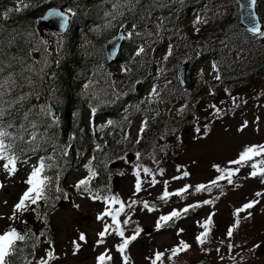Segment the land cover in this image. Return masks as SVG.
<instances>
[{
    "label": "rangeland",
    "instance_id": "rangeland-1",
    "mask_svg": "<svg viewBox=\"0 0 264 264\" xmlns=\"http://www.w3.org/2000/svg\"><path fill=\"white\" fill-rule=\"evenodd\" d=\"M194 23L195 18L189 15L183 19L182 27L186 29ZM207 99L209 105L198 110L195 122L191 123L188 115L184 116L183 119L190 124L180 129V135L161 141L164 144L162 153L168 151V156L163 158L162 153L157 150L142 158L134 155L129 159L125 158L117 166L119 171L115 168L110 178L107 196L99 200L76 197L68 201L67 205L57 207L52 214L53 258H49L46 252L39 249L28 264H96L101 255L106 257L103 264H125V255L128 257L127 264H152L157 252L164 253L161 264H193L190 261H179L183 255L190 254V248L176 256L172 255L171 250L180 245L181 241L194 248L195 259L201 260V264H225L214 261L220 251L228 252L235 259L231 264H264V249L256 253L259 246H264V193L257 191L264 184V180L260 177L261 180L255 182L250 175L256 171V168H252L253 164L259 172L264 170V153L254 156L255 160L247 164L230 163V158L235 155L237 160L246 147L252 146V142L264 145V136L261 140L262 136L257 135L253 127H243L237 133L243 118L251 120L254 116L252 112L248 114L246 108L234 114L227 113L225 119L215 120L221 109L228 111L247 105L253 111L257 104L264 105V80L258 76L237 91L226 93L221 89L217 95H209ZM214 102L216 107H212ZM87 115L86 112L85 116ZM134 122L138 124V119ZM219 127L228 129L232 136L220 133ZM220 136H224L225 140ZM228 140H233L238 145H225ZM215 166H219L220 171ZM18 168L19 171L14 176L0 173V181L6 188L0 195V230L7 223L8 213L25 187L22 178L24 170H29L24 165H19ZM145 168L150 170L149 173L144 172ZM236 169L239 171H235ZM229 170L233 172L231 180L237 178V193H229L225 189L230 185ZM136 172L139 177L134 174ZM185 172L188 175L185 176ZM219 177L223 178L218 179ZM138 178L141 181V190L136 192ZM72 180L73 178L70 179ZM214 180L215 184L212 183ZM198 185H204L205 189L197 192ZM165 192L169 195L161 199ZM257 193L261 195L257 196ZM113 197L118 198L125 206L124 211L117 216L119 227L124 232L123 238L117 234V225L113 223L111 216L98 219L106 209L115 214L120 208L119 203H111ZM253 200L258 203L252 209L240 213V224L233 228L234 236L228 238V247L221 238L217 241L223 243L222 247L218 242L209 241L210 237L216 239L225 236L228 228L234 225V209ZM133 201L136 203L133 204ZM204 201L212 203L205 204ZM144 202L148 203V208L144 207ZM186 208L188 210L185 212ZM173 211L179 215L183 213L186 221L177 220L179 215L169 221L160 219ZM249 211L251 216H248ZM210 216L212 222L208 225V237L205 243L199 244L196 234L205 230L202 225H205ZM125 220L128 221L127 224L123 223ZM106 224L110 226L108 233L101 238L99 233ZM146 228L148 233H145ZM137 231L139 234L128 245L125 253L118 252L117 246L123 239L135 235ZM81 233L85 236L83 241L79 239ZM76 244L79 245L78 249ZM244 253L248 255L245 260ZM108 256L112 259H107Z\"/></svg>",
    "mask_w": 264,
    "mask_h": 264
},
{
    "label": "bare ground",
    "instance_id": "bare-ground-1",
    "mask_svg": "<svg viewBox=\"0 0 264 264\" xmlns=\"http://www.w3.org/2000/svg\"><path fill=\"white\" fill-rule=\"evenodd\" d=\"M232 1L233 5L227 7L224 0H208V3L214 6L219 12L223 11L224 21L220 25L223 41L220 47L211 41L216 35L213 24H211V22L208 24V22L200 15V12H202V14L213 16L214 12L209 11L202 5H192L187 0H185V4L191 11L189 14L182 15L172 10L169 11L173 16L170 26L176 31L179 41L186 44L180 46L178 40L172 39H164L157 44V46L161 48L172 49L178 47L186 55L188 69L183 70L177 66H172L158 67L157 70L159 73L172 70L178 76V79L174 84H168L162 81L160 86L163 89V95L167 96V98L174 104L176 115L180 118L188 115L191 123L196 121V116L199 113L198 110L209 105L207 99L208 96L217 95L211 88L205 85L206 83H217L219 85L218 92L221 89H224L226 93H231L233 90L237 91L239 88L247 86L252 82L239 83L238 79L240 77H250L255 79L256 77L261 76L264 80V38L257 34L249 33L246 30L248 25L241 19L242 12L240 8V2H244V0H240V2H238V0ZM112 3L115 8L121 7L120 2ZM191 8L194 10H191ZM259 8L260 5L256 0V3L252 5L251 10L255 14L256 21L259 22L261 30H264V22L262 21L261 10ZM94 12H97V16L100 14V10L89 11L86 18L94 20ZM189 15H192L195 18V23L190 27L183 29L182 21ZM201 22L203 23V26L200 25ZM206 27H208V33L204 32ZM197 29H202L203 34L207 38L198 39L194 42L186 36L187 33L195 34ZM216 47L226 50L229 55H225L222 51L216 49ZM255 47H257L256 53L258 58H256L257 55H255L254 58L252 55L245 52L246 48L255 50ZM138 51V47H135L134 52L137 53ZM213 105L216 107L215 102ZM244 108H246L248 114L252 112L254 116L251 120L243 118L238 126L237 133L239 134V130L243 127H253L257 135L262 136L261 140H263V104H257L253 111H251L250 107L247 105L231 108L228 111L221 109L220 115L215 117V120L225 119L227 113L234 114ZM220 138L224 139V136H220ZM236 179L237 178H234L232 182L235 183ZM230 186L231 183L227 188ZM220 238L222 239L223 237H218L216 239L218 240Z\"/></svg>",
    "mask_w": 264,
    "mask_h": 264
},
{
    "label": "snow or ice",
    "instance_id": "snow-or-ice-1",
    "mask_svg": "<svg viewBox=\"0 0 264 264\" xmlns=\"http://www.w3.org/2000/svg\"><path fill=\"white\" fill-rule=\"evenodd\" d=\"M238 2H240V0H238ZM256 3V0H244V2H240V8H241V19L248 25L246 30L249 33L252 34H257L260 37L264 38V30H261V26L259 24V22L256 21L255 19V14L252 12V5H254ZM70 11V10H69ZM55 16L60 17L61 19V27H63L66 23H67V17L64 13H54ZM144 49L140 48L139 51L137 52V55H139L141 52H143ZM0 71H3V69H0ZM7 85V81H4V83H0V161H6V163H4L2 166L3 168L8 171L9 173H14L17 169H16V163H17V158L13 157V156H9L7 154V150L10 149L12 147L11 144H5V138L9 137L11 134L6 130L5 125H4V117L6 115V109L4 107L5 101L3 100V96L5 94L4 89ZM20 100H23L24 97H20ZM18 102V101H16ZM9 105L12 102H8ZM213 107H215L213 105ZM93 111L95 112V109H93ZM48 114H51L50 110L48 112ZM25 119H27V114L25 115ZM109 123L111 124L112 122L109 121ZM8 127H11V123L9 122V124L7 125ZM35 127V125H33ZM246 126V125H245ZM143 131V128H141V132ZM199 131V130H197ZM22 139V137H21ZM32 139L33 141L36 139V133L33 132L32 133ZM99 147V146H98ZM262 153H264V145H253V146H249L246 147L244 151H242L239 155V158L237 160L234 161H230L231 164H241L242 162L245 161H249L251 160L254 156H259ZM64 155H67V152H64ZM139 155V154H137ZM51 159V158H49ZM55 167L54 164H47L45 162L44 158H41V160L39 161L37 166H34L32 171L29 173V176L27 178V180L25 181V184L28 186L26 188V190L24 191L23 195L20 197L19 201L13 206V214L11 217H9V219H15L16 218V213L19 211H26L29 209V207L31 205H38L40 201L42 200H47L48 199V194L53 190L52 186H53V178L49 177L46 174L47 169L53 168ZM86 167H88V171H89V176L85 177L84 179H81L77 182V184L75 185V187L77 188L78 191H83V192H89L90 188L89 185L91 183V178L96 176V172L89 166L86 165ZM217 168L218 171H220L219 166H215ZM252 168L255 169L256 165L253 164ZM149 169L145 168L144 172L145 173H149ZM235 171H239V169H236ZM137 177H139V173L136 172L134 173ZM260 175H264V170L261 171V173H259ZM184 175H188V173H184ZM233 175L232 171H228V182L232 183L231 180V176ZM251 176L255 177L256 175H258V173L256 171H253L250 173ZM223 177H219L218 179H222ZM213 184L216 183V181H212ZM0 187H2V185H0ZM205 189L204 185H198L196 188V191H202ZM56 191H60L59 188L55 189ZM135 190L136 192H139L141 190V181L139 180V178L136 181V185H135ZM186 190V189H184ZM181 190V191H184ZM175 195H179L180 193H174ZM169 195L168 192H165L163 194V196L161 197V199H165L167 196ZM257 196H260V193L256 194ZM95 199H100L99 195L94 197ZM105 200L107 201L108 198H105ZM111 203H119L120 204V208L116 211L115 214H113L110 210L106 209L105 212L101 215L98 216V219H103L104 216H111L112 217V221L114 224L117 225V234L120 237H124V232L123 230L120 229L119 227V221L117 220V216L124 211V203L119 201L118 198L113 197L111 198ZM133 204H135L136 202L133 201ZM205 204H209L212 203V201H204ZM258 203V201H250L246 204H244L241 208H238L235 212V216L236 219L234 221V225L232 227H229L227 230V236L231 237L233 235V228L234 227H238L240 224V213L245 212L246 210L252 209L256 204ZM128 207H131V205H128ZM144 207L148 208L149 205L147 202H144ZM34 210V209H33ZM151 210V209H149ZM188 209H184V211L186 212ZM179 213L176 211H173L170 215L168 216H162L160 219L163 221H169L171 220L173 217L178 216ZM248 216H251V212H248ZM211 216L209 217L208 221L205 223V225H202V227L205 228V231L202 232L200 235H198L196 237V241L199 244H203L205 243V239L208 235V225L211 224ZM124 224H127L128 221L125 220L123 221ZM158 226H159V222H158ZM109 225H105L104 230L101 231L99 233V236L101 238H103L105 236L106 233H108V229H109ZM139 234V231H137V233L131 237L128 238H124L123 242L121 244H119L117 246V251L120 252L121 254H124L128 245L131 243L132 240L136 239V235ZM25 239L24 235L19 234L16 229L12 228L9 229L8 231H5L3 234H0V264H8L7 258L10 256V254L15 250L16 244L18 241H23ZM79 239L81 241L85 240V236L83 233L80 234ZM100 242H103L102 240ZM75 244V242H74ZM77 249L79 248V245L76 244ZM191 247V245L187 244L184 241L180 242V245H178L176 248H173L171 250L172 255L176 256L178 255L181 251H186ZM232 246L230 245L229 248H231ZM219 251V249L217 250ZM164 253L161 252H157L155 253V258L152 259V264H157V261H160L161 258L163 257ZM49 258H53L52 257V253L49 252L48 254ZM171 258V257H170ZM98 261L100 262V264H103L104 260L106 259L105 255H101L98 258ZM107 259H112L111 256H108ZM124 261L125 264H127L128 261V257L125 255L124 256ZM46 264V262H45Z\"/></svg>",
    "mask_w": 264,
    "mask_h": 264
},
{
    "label": "trees",
    "instance_id": "trees-1",
    "mask_svg": "<svg viewBox=\"0 0 264 264\" xmlns=\"http://www.w3.org/2000/svg\"><path fill=\"white\" fill-rule=\"evenodd\" d=\"M91 0H82V5L84 9L91 11V5H90ZM224 3L227 7H231L233 5L232 0H224ZM257 3L260 5V10H261V18L262 21L264 22V0H257ZM109 8H115L113 3H109L107 5ZM201 17L206 20L209 24H213L214 30H215V36L211 39L212 43L219 45V47L222 45L223 41V36L220 31V25L224 21V15L223 11L219 13H215L213 16H209L208 14H202L200 12ZM95 18L97 17V12H94ZM30 21H25L21 24H16L15 29L19 32L17 34L16 42L18 44L16 46H12L10 50L4 51L0 54V59L2 60V64H0V68L3 67V65H12L17 62L19 58H23L22 53H21V43L22 42V37L26 33L25 31L30 30L29 23ZM206 27V31H207ZM187 37H189L191 40L194 42L197 41L198 39L202 38H207L203 32L202 29H197L195 34L187 33ZM210 37V36H209ZM208 37V38H209ZM86 48V47H85ZM255 50L251 48H246L245 52L249 55H252L255 58V55H257L256 50L257 47L254 48ZM18 56H20L18 58ZM258 58V55L256 56ZM82 66L81 63H64L63 64V69L62 71L59 72V74H56V76L53 77V81H49L48 83L42 84V86L45 88L47 92L51 93H56L55 95L57 96V100L55 101L58 106L60 111L58 112V117L54 120V125L59 124L61 126L60 130L63 135H66L68 133H73V136L75 137V141H79L80 137L77 133L76 130L73 128V123L72 119H75L72 115V111L77 109L78 107L81 106V99L80 96L74 93L73 90V85L76 82V79L81 76L82 73H85V69H80ZM55 72V70H54ZM51 120L50 118H48ZM30 122V120L26 119L24 122V127H27V124ZM19 124L18 128L21 129V123H16ZM15 123H13L14 126H16ZM11 124L10 128H15ZM18 129V130H19ZM85 133V132H84ZM86 134V133H85ZM17 135V134H15ZM19 135V134H18ZM147 140H145L147 143L146 147H150L154 141L155 137L157 136V131L155 128H151L149 130V134L144 135ZM13 140H18V138H13ZM53 141H56V139H52ZM141 143V142H140ZM139 143V144H140ZM13 146V144H11ZM67 147V146H66ZM72 149V147L70 148ZM50 164H54L55 167L47 169L46 173L49 177L53 178V190L61 184V176L63 174V164L58 160V159H53L50 157ZM110 158V155L108 153H104L103 155H99L96 158V161L98 162V167H97V177L93 180L92 183L95 182L97 179H102L103 184H106V179H107V168L106 164ZM99 185V184H97ZM49 200V198L47 199ZM20 234L25 236V239L23 241H18L15 247V250L12 252V254L7 258L8 264H22L25 262L28 258H30L33 254V249L31 245L32 237H31V232L28 226L23 227L20 230Z\"/></svg>",
    "mask_w": 264,
    "mask_h": 264
}]
</instances>
